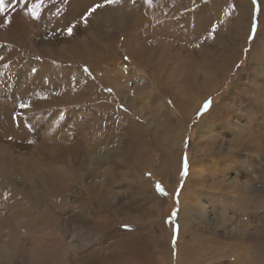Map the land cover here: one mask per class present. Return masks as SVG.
Wrapping results in <instances>:
<instances>
[{"label": "rangeland", "instance_id": "obj_1", "mask_svg": "<svg viewBox=\"0 0 264 264\" xmlns=\"http://www.w3.org/2000/svg\"><path fill=\"white\" fill-rule=\"evenodd\" d=\"M242 1L244 5L240 6L241 11L234 8L239 0H118L117 3L105 5L89 14L93 6L103 4L104 0H5V11L0 13V52L5 57L7 53H11L13 57L4 65L5 68L0 69V101H10L12 98L13 104L10 113L0 111L3 118L0 117V131L6 129V124H14L16 127L21 117H27L24 115L28 111L27 107L35 106L36 98L33 97V101L29 99L28 106L21 107L25 103L22 102L21 94L17 96L16 87L22 82L17 79L18 73L13 72V69L17 60L26 64L37 59L36 61H42L41 64L53 62L56 69L62 67L61 71L64 73L61 76L69 81L70 75L76 76L75 71L81 73L82 89L88 90L89 95L93 93V98L88 97L82 102L86 106V112H89L87 114L90 116V112L99 105H106L105 111L109 109L108 116L103 126L98 125L105 128L106 124H111L114 128L110 126L111 132L116 135H122L132 127L140 128L143 144L137 145L141 156L135 155V158L128 160L127 167L120 169L115 164L117 160H122L118 153L125 147L122 141L114 146L120 149L110 150L108 164L107 161L98 159L103 154L97 148L94 149L90 158L95 162L85 164L90 174L80 169L75 181L78 186L63 197L57 196L59 205H50L56 207L52 215L61 224L59 229L49 226V231L37 230V227L36 230L29 231L19 225L17 217L15 219L16 208H13L15 202H19V196H15L17 200L14 198L8 203L0 204V213H4L1 217L11 221L10 224H0V264H179L176 254L183 252L190 233L189 224L185 227L180 225L179 215L182 210L188 223L189 218L193 223L195 245L200 251L197 264H206L209 258L206 247L208 239L213 240L210 244L220 253L230 251L234 245H237L235 248L242 246L243 248H239L241 257L244 256L242 264L253 259L254 264H264V210L256 211L258 214L248 213L246 210L249 207L258 208L252 204L258 199L253 190L260 189L261 180L256 181V178L248 176L250 198L249 201L245 200L248 201V206H241L245 210L242 214L234 210L237 209V195L233 189L228 188L232 181L238 187L245 185L247 172L243 167L250 165L246 157L251 155L256 160V150L242 148L240 142L254 143L258 132H264V0ZM37 3L40 4L39 15L33 18L28 13V8ZM161 5H167L164 11L176 6L170 20L157 14L163 12ZM211 5L215 6L214 10L220 14V19L216 17L215 22L213 17L202 21L204 31L199 36L200 41L190 39L193 36H190L189 19H196L197 14H203ZM243 11L250 16L249 21L245 17L247 26L249 22V30H246V25L239 27V22L243 19L238 14ZM122 18L124 19L120 20ZM159 26H162L161 34H155L171 37H168L169 40L160 39L158 45L152 39H159L153 34V30L156 31ZM69 27L72 28L71 35L67 32ZM22 30L25 33L20 37ZM134 37L149 46L151 43L161 47L151 64L158 70L160 68V77H151L149 68L140 66L130 56L133 53L129 51L130 48L135 49V45H131ZM168 41H173L174 44ZM89 44H94L91 46L94 52L87 59L84 55L86 51L83 50H87L86 46ZM61 50L68 58H60L63 54ZM159 58H166L168 66L162 68ZM222 58L226 59L225 62ZM90 66H95V69ZM214 72H217L215 85L208 87L212 90H206L204 80ZM184 73L187 74L186 78L180 79V74ZM135 74L139 76L134 79ZM179 79L189 90L176 89ZM169 83L175 89L168 91L166 85ZM73 84L72 82L71 85ZM19 91H22L21 88ZM126 97L129 98L128 101H138L135 110L126 105ZM208 100H211V106L207 112H201ZM162 105L169 111L170 117L184 118L183 111L188 110L183 121L184 130L175 144L166 136V120L169 117L163 114ZM70 109L72 108L65 107L64 111ZM53 110L39 112L32 107L28 111L32 118L27 121L35 128L30 134L38 144H43L49 137L52 139L55 135L52 128L57 129L56 126L63 132L72 133L73 137L78 134L75 121L65 122L64 125H48L46 122L51 118ZM78 110L79 108H73L67 112L77 115ZM135 112H139V115ZM198 112L201 114L197 115ZM256 112L260 117H256ZM94 118L96 121V117ZM79 131L82 130L79 128ZM94 133L100 135L95 127ZM5 136L3 144L11 143L12 138ZM86 141L82 137L78 140L77 147L74 144L80 155L85 154L84 146L88 147ZM65 142L71 145V140L65 139ZM234 142L238 149L230 152ZM218 146L225 149L226 157L219 155L218 150L215 151L216 148L219 149ZM2 149L0 158H5L6 152L3 153ZM28 153L39 155V151ZM262 155L263 160L264 154ZM72 157L71 159H76ZM185 157L188 162L186 176L182 174ZM77 158L76 161L81 164L82 158ZM98 160L101 162H97ZM106 167L112 175L104 176L105 185L100 186L98 175ZM256 168L257 172L261 170L260 167ZM121 170L125 173L119 172ZM91 171L95 172L94 175ZM2 175L3 171L0 169V176ZM157 184L164 189L166 195L160 194ZM87 185H99V188L94 187L88 192L91 198L89 203H79L87 198ZM218 189L224 192L225 197H219ZM37 217L35 214L28 215L34 221ZM44 217L43 215L42 222L45 223ZM243 221L250 223V235L241 237L243 243L238 240L237 244V236L231 238L230 234L236 230L234 226H242ZM220 222L223 224H218ZM233 260L234 258H223L219 263H233Z\"/></svg>", "mask_w": 264, "mask_h": 264}, {"label": "bare ground", "instance_id": "obj_2", "mask_svg": "<svg viewBox=\"0 0 264 264\" xmlns=\"http://www.w3.org/2000/svg\"><path fill=\"white\" fill-rule=\"evenodd\" d=\"M243 5H244L243 1L239 0V2L235 5L234 8L238 9V10L239 9L241 10L240 6H243ZM166 6L165 5H161L160 8H161V11H163V12L162 13H157L156 12V13L158 15L161 14V15L167 17V19L170 20V18H172V16H173V12L176 9V6L175 7H170L168 9L166 8L167 10L164 11V7H166ZM170 6H172V5H170ZM215 6H217V4H215ZM215 6L211 5L207 10H205V12L203 14H201V15L197 14V18L198 19L197 18L196 19H192V20L189 19V25L188 26L190 28V36L191 35L193 36V37H190V39H192V40L196 39L195 41H198V40L200 41V37L199 36H201L203 31H204L202 29V21H206V19H211L213 17H214V21L215 22H216V20H215L216 17H218L217 19H220V16H219L220 14H218V12H216L214 10ZM197 10H198V8H197ZM213 10L216 13H214L212 15V12H214ZM246 14H248V12L246 13L245 11H243L242 14H238V17L243 19V21L239 22V27L240 28L247 24V21H245V17L247 18V20H248V17L250 19L249 14H248V16ZM190 15L194 16L192 14H190ZM109 17H107V18H109ZM182 17H186V16L182 15ZM115 18H116V16H115ZM123 19L124 18H122L120 20H123ZM116 21H118V20H116ZM116 21H114V22H116ZM161 27L162 26H159L158 28H156L157 29L156 31L153 30L154 31L153 32L154 36L159 38V39H154V37H153V39L151 38L152 40H155L154 42H157L158 45H159L160 39L169 40V38L171 37V35L170 36H166V35H159L158 36L157 34H155V32H157V33L159 32V34H161V31H160ZM248 27H250L249 26V22H248L247 28ZM247 28H246V30H249V28L248 29ZM24 33H25V31L22 30L20 37L23 36ZM161 37H163V38H161ZM133 41L134 42L131 41L132 42L131 45H133V46L135 45V49H131L133 47H131V45H130L131 48L129 50L130 52H133V53H130V56L132 57V59L134 61L138 62L140 64V66L142 65L143 67H148L151 77H153V78L160 77L159 73H158L160 68L158 70L156 67L151 66V64L156 59V55H157L156 53H157L158 50H161L160 49L161 47H159L158 45L156 46V45L151 44V43H149L150 44V46H149L148 43L139 42L138 39L135 38V37L133 38ZM168 42H171V41H168ZM171 44H174L173 41L171 42ZM91 46H94V44H91V45L89 44L88 46H86L88 49L87 50H83L84 52L86 51V53L84 55H86L85 57L87 59H90L91 55H92L91 52H94V49ZM82 47H84V46H82ZM170 47H172V46H170ZM222 47H224V46L222 45ZM83 51H81V52H83ZM60 52L63 53L60 56L61 59L68 58V57H66V53H64V51L61 50ZM5 53H7V52H5ZM78 54H80V53H78ZM166 54H167V52H166ZM166 54H165V56H166ZM161 55H162V53H161ZM11 57H13L11 53H9V54L7 53V56L5 57L4 53L0 52V69L2 67H4L5 64H7V61L10 60ZM4 60H5L6 63H4ZM36 60L37 59H33L32 61H28L26 64L22 63V62L19 63L20 61L17 60V63L15 65L14 69H13V72L18 73L16 75V77H17L18 80H21V82H22V84L20 85L21 87L17 83L18 84L17 87H16L17 96H19V94H21V98L23 99L22 102L25 103V106L29 105V99H31L33 97L36 98V104H35V106L34 105L32 106L35 110H36V108L38 109V111L40 109H42L41 111H43V110L47 111V109H54L53 113L50 116L52 119L49 118L48 122H46V123H49L48 125H50V126H56V125H61V124L64 125L65 122L72 123V122L75 121L76 126L75 125L74 126H75V130L78 132V134H77L78 136L76 135L78 138H75L76 136L73 137L72 133H68V132H65V131L63 132L62 129L60 130V128L56 126L57 129L52 128V131H54V133H55L53 138L50 139V137H49V138H47L45 140V142H43V144H38L36 142V139L32 138L31 134H30L31 132L35 131V128L31 125V122L27 121L28 118L30 120L32 118V117L30 118V116H29V114H30L29 112L32 109L31 105H30L29 108L27 107L29 112L28 111H26L25 113L23 112L24 115L26 114L27 117H21L17 121V123H19V124H17L16 127L14 126V124H10V126L9 125L7 126V124H6L5 125L6 129H3V131H0V148L2 149V146H3L4 147V149H2L3 153L6 152L5 153L6 157L5 158H0V169H1V171H3V175L0 176V204L3 205L4 203H8L9 201L13 200L15 198V196H19L18 197L19 202H15L16 204L14 203L15 206L13 207V208H16L15 219L17 217V220H19V222H18L19 225H22V226L26 227L27 230H29V231L36 230L35 227L38 228L37 230H42V231L48 230L49 231V226H52L54 229H56V228L59 229V227L61 225V224L59 225V222L52 215V211L56 207H52L50 205L51 204L52 205H59L60 202H57V196L63 197L65 195V193L68 194V193H70L72 191V189L76 186V182L75 181L79 177L78 176V174H79L78 171L80 169H82L83 171H86L87 173L90 174L87 165H89V163L93 164V162H95L93 158H90L91 153L93 152V154H94V152H95L94 149L97 148L98 151L100 150L101 153L103 154V157H100L98 159L107 161V164H108V158H109V156L111 154L110 150L111 149L112 150L120 149L118 147L115 148L114 146H116L118 142L122 141V143H123V145H125V147H123V149L118 152V153L121 154L122 160H119V161L117 160L115 165L119 169L122 168L123 166L127 167L128 160H131V158H133V157L135 158V155L141 156L140 155L141 153L138 151L137 147L143 144V143H141L143 134H141L142 132H141L140 128L138 129V128H135V127H132L129 131H126L123 134L121 133L122 135H116V133L111 132V127L113 128V126L111 124H109V125L106 124L105 128H102L101 126H103L104 125L103 122L106 121L109 109H107L105 111V108L107 106L102 104V105H99L98 108H96V109L94 108L96 111L98 110L96 114H94V112H96L94 110V111L90 112L92 115H90V116L88 115L89 112H86V110H85L86 106L82 102L86 101L88 97L93 98L92 97L93 93H91L92 95H89L88 90L82 89L81 83H80V78H83L82 74L77 72V71H75L76 76H74L72 74L73 75L72 76L73 78H72L71 75H70L69 76L70 81H69V79H67L65 77L62 78L61 74L64 73V72L62 73V71H61L62 67H60V69L59 68L56 69L55 66L53 65V62H50V63L48 62L47 64H41L40 62H42V61H36ZM223 60L225 62L226 59L222 58V61ZM159 63L161 65H163L162 68L168 66V61H167L166 58L163 59V60H161L159 58ZM222 65H223V62H222ZM91 68L95 69V66H93ZM139 69H143V68L139 67ZM96 70L98 71L97 68H96ZM119 72H120V70H119ZM131 73L132 72H130V74ZM239 73H240L239 75H241V71ZM187 74H190V72L187 73ZM187 74H185V73L184 74H180V79L185 77ZM216 74H217V72H214L213 74L210 75V77H209V75L206 76V80H204L205 83H206V86H205L206 90H208V89L212 90V88H208V87L215 85V80L214 79H215ZM133 76H134L133 78L135 79L139 75L135 74ZM190 76H192V75H190ZM64 79H67V80L65 81ZM180 79L178 81V83H179L178 87L179 88L177 87L176 89L177 90L178 89L179 90H189V88L188 87L186 88L185 84ZM72 82L74 83L73 85H71ZM175 83H176V81H175ZM133 86H135V85H133ZM142 86L143 85H141V87ZM166 86L168 88V91H170L169 89H171V90L175 89V88H173V86H174L173 84L169 83ZM19 88H21L22 91H19ZM102 88H103V86H102ZM90 89H91V87H90ZM139 92H140V90H139ZM139 96L140 95H137V97H139ZM142 96H144V95H142ZM149 96H150V94H149ZM258 98H260V97H258ZM262 98L264 99V96ZM126 99L127 100L124 99L126 105L129 106V108H131L132 110H135L134 107L137 108V106H136L137 104L136 103L138 101L137 102L135 100H132V101L129 100L128 101L129 98H127V97H126ZM30 101H33V99H31ZM149 101H150V99H149ZM262 101H264V100H262ZM262 101H259V102H262ZM179 102L180 101H177L178 104L181 103V102L180 103ZM11 104H13V99L12 98H11L10 101H7V100L0 101V111L2 110L5 114L10 113ZM262 105H263V103H262ZM162 106H164V105H162ZM65 107L66 108L70 107L72 109L73 108H79V110L77 111L78 112L77 115H75V113L74 114L73 113H71V114L68 113L72 109L67 110L68 112L64 111ZM57 108H62V109H57ZM131 109H129V110L132 111ZM163 110H164L163 114L165 116L169 117V118H167L168 120H166V124H167V127L165 128L166 132H167L166 136H167L168 139L171 138L172 144H175L176 139L179 136H181V134H182V132L184 130L183 121L186 119V114L188 113V110L183 111L184 118L174 117V116L170 117L168 115L169 111H166L165 106H164ZM41 111H39V112H41ZM61 111H62V114H61ZM137 113H139V112H137ZM137 113H136V115H139ZM92 116L96 117V121L98 123L95 121V118L92 117ZM97 116H99V117H97ZM165 116H163V117H165ZM257 116H259V113L256 112V117ZM157 117H161V116H157ZM253 121H254V118H253ZM7 122H10V121L8 120ZM98 124L101 125V126H99ZM94 127H95L97 133L99 132L100 135H96L94 133ZM79 128L82 131H79ZM29 129H30V131H29ZM105 129H106V132H105ZM125 129L127 130V128H125ZM102 132H105V134L104 133L101 134ZM261 132L262 131L258 132L257 138L255 139L254 143H253V141L252 142H250V141H248V142L241 141L240 142V146L242 148H248V149H251V150L253 149V150H256L257 153L255 154L256 155L255 156L256 160H254L255 158L253 156H251V155L246 157V160H247L248 164H250V165H249V167H245V166L243 167V168H245V170L247 172L246 173L247 174V177H246L247 180L244 183L245 185L242 184V185H240L238 187L237 185L234 184V181H232L230 183L229 187H228L230 189H233L234 190L233 192H235V194L237 195V199H236V203H235V207H237V209H234L237 213H241L242 214L245 211V210H243L241 208V206H244V205L248 206L247 203H248L249 198H250L249 197V190H250V187H251L250 179L248 178V176H252V179L256 178V181L257 180H261L260 184H262V186L258 190L256 188H254V190H253L255 195L258 196V199H256V202L252 203V204L255 205V206H258V208L257 209H253V208L249 207V209H246V210L248 211V213H252V214H254V213L258 214L259 212H256V211H258L260 209L264 210V159L263 160L261 159V157L263 156L262 154H264V145H263L264 144V132L263 133H261ZM79 133H82L83 135H80ZM131 134H133V136ZM5 135L12 138L11 139V143L3 144L4 143L3 142V137ZM55 136H57V139H55L56 138ZM94 136H96V137L94 138ZM82 137L87 139L86 145L88 147L84 146V150L83 151L85 152V154L80 155L79 154L80 152L78 153V151H77L78 149L76 147H77V144H78V140H80ZM91 137H93V138H91ZM65 139H67V141L71 140V145H68L67 142L64 143ZM94 140L95 141L97 140V141L95 142ZM12 141H14V142L12 143ZM74 144L76 145V147H75ZM229 144L230 143H228V145ZM65 145H67V146H65ZM232 148L233 149H230V152H234L236 150L237 146H236L235 142L232 144ZM212 149L215 150L214 148H212ZM258 149H259V151H258ZM217 150L219 151V155H223L224 157H226L225 149H220V147H219V149L216 148L215 151H217ZM28 151H34V152L39 151V155L37 156V155H35V153L30 154V153H28ZM72 156H74V158H76V159L75 160L71 159ZM43 157H45V158H43ZM77 157L82 158L83 162L81 161L82 162L81 164L79 163V161H76L78 159ZM142 157H144V156H142ZM258 157H260V158H258ZM100 160H98L97 162H99ZM124 160H126V161H124ZM137 161H138V157H137ZM230 162L233 163V161H230ZM85 164H87V165L85 166ZM260 164H262V166H260ZM256 167H260L261 170L257 172L256 171V169H257ZM92 169L94 170L95 168H92ZM106 169H108V167H106L104 169H101L102 171H101L100 175H98L99 178H100V181H99L100 182V186H102L104 184V182H103L104 176L105 177H111V175H112V172H109ZM122 171L123 170H121L119 172L124 174L125 172L123 173ZM223 171L220 170V172H223ZM93 172L94 171H91V173H93ZM94 173H93V175H94ZM98 174H99V172H98ZM18 179L20 181H18ZM98 186L99 185H94V186L91 187V185L90 186L87 185V187H85L86 191H87V194H86L87 198H85L84 200H80L79 203L80 202L82 204L86 203V202L89 203V200L91 198H89L90 194H88V192H90L94 187H96L98 189L99 188ZM221 192H223V191L218 189L217 194L219 195V197L220 196H221V198L225 197L224 192L223 193H221ZM246 199L248 201H245ZM2 200H5V201L2 202ZM254 200H252V201H254ZM224 206H225V204H224ZM215 207H216V205H215ZM0 210H1V208H0ZM215 211H216V209H215ZM225 213H226V211H225ZM2 214H4V213H0V224L1 225H5V224H7V222L10 224L11 221L3 220V218H2L3 215ZM33 214L38 216L37 217L38 219H36L35 221H34V219L28 218V215H33ZM43 215L45 216L44 218H46L45 223L42 222ZM184 216H185V213L182 210L181 211V215H179L180 225L185 227L186 224L187 225L189 224V232L190 233H189V239L187 240L188 243L186 244L185 249L183 250V252L179 251L180 253L178 254V252H177V254H176L177 262L179 261V264H185V263L197 264L198 263V256L200 254V251L195 245L196 235L192 232L193 223H192L190 218H189V223H188V221L185 219L186 217H184ZM243 216H245V215H242V217ZM218 224L222 225L223 223L220 222ZM249 224L250 223H248L247 221H245V223L243 221V225L242 226H236V225L234 226V227H236L235 228L236 230L232 231V234H230V237L232 238L233 236H237V244H238V240L240 242H242L241 237L250 235L248 229L251 230V228H250L251 226ZM183 227H182V231L181 232H183ZM0 228H2V227H0ZM51 231H53V230H51ZM56 232H58V231H56ZM45 237H46V235H45ZM233 239H231V240H233ZM212 241L213 240L208 239V244L206 245V247L208 248V255H209V258L205 262L206 264H218L219 262H222V261H219V260L223 259V258H225L226 260H228L230 258H234L233 263L242 264V260H243L244 256L241 257L240 251H239V248L241 249L242 246L241 247L238 246V248H235V247H237V245H234L230 249V251H224L223 253H220V252L215 250V247H213L212 244H210V242L212 243ZM254 261H255V259H253L252 261L247 262L246 264H254ZM233 263H227V264H233Z\"/></svg>", "mask_w": 264, "mask_h": 264}, {"label": "snow or ice", "instance_id": "obj_3", "mask_svg": "<svg viewBox=\"0 0 264 264\" xmlns=\"http://www.w3.org/2000/svg\"><path fill=\"white\" fill-rule=\"evenodd\" d=\"M118 0H104V3L101 4V3H97L95 6H93L91 9H90V13H93L95 12L98 8L100 7H103L105 5H111V4H114V3H117ZM39 9H40V4L37 3V4H33L30 8H28V13L33 17V18H37L38 15H39ZM5 11V0H0V13L4 12ZM86 19V17H85ZM67 32L69 35L72 34V28L69 27L67 29ZM85 71H87V69H85ZM211 100H208L204 103L203 105V108L201 109V112H207L209 107L211 106ZM21 107H25V105H21ZM201 113H197V115H200ZM188 162H187V157L184 158V171H183V175H187L188 172ZM157 187V190L160 192L161 195H166L164 189L159 185L157 184L156 185Z\"/></svg>", "mask_w": 264, "mask_h": 264}]
</instances>
